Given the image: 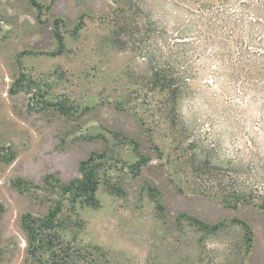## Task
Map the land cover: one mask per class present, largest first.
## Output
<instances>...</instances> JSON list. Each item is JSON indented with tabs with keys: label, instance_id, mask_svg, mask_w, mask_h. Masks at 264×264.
Returning a JSON list of instances; mask_svg holds the SVG:
<instances>
[{
	"label": "rangeland",
	"instance_id": "1",
	"mask_svg": "<svg viewBox=\"0 0 264 264\" xmlns=\"http://www.w3.org/2000/svg\"><path fill=\"white\" fill-rule=\"evenodd\" d=\"M38 1L0 0V264H264L263 209L222 201L264 110L189 45L217 0Z\"/></svg>",
	"mask_w": 264,
	"mask_h": 264
},
{
	"label": "trees",
	"instance_id": "2",
	"mask_svg": "<svg viewBox=\"0 0 264 264\" xmlns=\"http://www.w3.org/2000/svg\"><path fill=\"white\" fill-rule=\"evenodd\" d=\"M31 2L42 13L43 4ZM190 15L189 45L193 49L204 47L220 68L222 78L264 110V0H217L215 4H199ZM54 31L58 42H63L58 23ZM188 74L170 80L168 87H174L173 93L179 95L184 79L195 77L194 71ZM250 168L252 176L246 178L245 166L235 165L234 187L222 201L253 203L264 211V165L259 169V165L251 164Z\"/></svg>",
	"mask_w": 264,
	"mask_h": 264
},
{
	"label": "flooded vegetation",
	"instance_id": "3",
	"mask_svg": "<svg viewBox=\"0 0 264 264\" xmlns=\"http://www.w3.org/2000/svg\"><path fill=\"white\" fill-rule=\"evenodd\" d=\"M40 22H41V20H40ZM4 96L7 97L6 94H4ZM10 114H11V117H12V120L14 121V123L22 124V125H24V127H27L28 124H26L24 121H22V119H20L17 115H15L11 111H10ZM35 137H36V139L33 141V144H41V142L38 141V136L35 135Z\"/></svg>",
	"mask_w": 264,
	"mask_h": 264
},
{
	"label": "water",
	"instance_id": "4",
	"mask_svg": "<svg viewBox=\"0 0 264 264\" xmlns=\"http://www.w3.org/2000/svg\"><path fill=\"white\" fill-rule=\"evenodd\" d=\"M7 80H9V78H7ZM8 94V91L6 92V95ZM2 182H3V180H1L0 179V185L2 184ZM21 240H22V249H23V251L27 248V246H28V238H27V236L26 237H23V238H21Z\"/></svg>",
	"mask_w": 264,
	"mask_h": 264
}]
</instances>
